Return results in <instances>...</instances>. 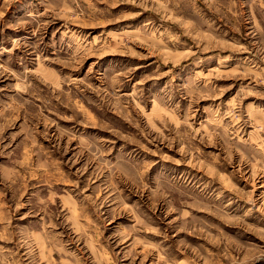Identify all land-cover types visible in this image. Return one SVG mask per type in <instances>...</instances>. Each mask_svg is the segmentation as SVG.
<instances>
[{
    "label": "rangeland",
    "instance_id": "rangeland-1",
    "mask_svg": "<svg viewBox=\"0 0 264 264\" xmlns=\"http://www.w3.org/2000/svg\"><path fill=\"white\" fill-rule=\"evenodd\" d=\"M0 264H264V0H0Z\"/></svg>",
    "mask_w": 264,
    "mask_h": 264
}]
</instances>
